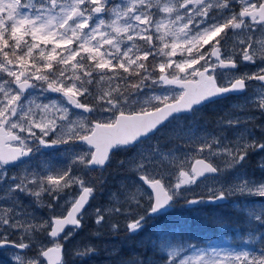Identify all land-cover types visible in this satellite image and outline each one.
<instances>
[{"label": "snow or ice", "instance_id": "1", "mask_svg": "<svg viewBox=\"0 0 264 264\" xmlns=\"http://www.w3.org/2000/svg\"><path fill=\"white\" fill-rule=\"evenodd\" d=\"M258 37H264V0H0V248L16 250L13 264H66L65 244L83 227L102 183L87 174L102 172L116 151L136 150L120 164L130 165L140 184L135 192L124 189V201H115L120 207L95 208L97 225L124 214L131 217L126 229L136 233L180 198L191 205L264 198V177L238 171L229 183L225 176L244 169L250 153L264 152L254 130L260 125L248 127L253 116L220 118V127L240 129L231 140L180 124L207 103L243 94L253 81L261 91L246 103L264 114V39ZM242 63L260 66L236 75ZM173 121L183 144L144 147ZM77 142L87 150L76 151ZM61 145L69 158L63 167L48 161L9 175L41 148ZM216 158L224 165L209 162ZM258 167L264 171V159ZM209 177L207 197L188 199ZM21 196L46 207L48 218L30 211ZM245 211L264 228V208ZM40 235L52 246L38 242ZM250 242L264 245V232ZM161 250L163 264H264V247L257 254L164 243ZM95 251L86 245L73 255Z\"/></svg>", "mask_w": 264, "mask_h": 264}, {"label": "rangeland", "instance_id": "2", "mask_svg": "<svg viewBox=\"0 0 264 264\" xmlns=\"http://www.w3.org/2000/svg\"><path fill=\"white\" fill-rule=\"evenodd\" d=\"M264 39V37H258ZM231 47V45H229ZM260 66L257 64H249L242 63L239 67L234 70L236 75H240L242 73L255 72L257 67ZM248 87L251 89L246 91L243 94L232 96L225 103H218L211 105V103L205 104L200 107L199 111L195 113L194 116L182 118L180 124L182 126L188 127L191 126L192 129L196 132L197 135H205L207 133H223L230 140L234 139V133L240 131V129L235 128H227L220 127L218 125V121L221 117L232 116L235 117L236 108H240L244 105L251 106L246 103L249 97L253 96L254 92H260L261 87L259 83L250 82ZM55 95L50 94V98H53ZM47 102V101H44ZM259 121L260 124L264 125V119L252 120L248 127H254L257 125L256 123ZM176 129V122L173 121L171 124L166 125L161 128L159 132H157L150 140L145 141L144 147L148 145L157 144L163 146L164 150L174 147L175 144L181 143L184 141L177 140L174 135V130ZM255 130V135H257V128ZM66 150V146H63L62 149L49 154V157H40L39 164L43 165L48 159L51 157H65L68 160V157L64 155ZM87 150L86 145L77 144L76 151H84ZM135 149L125 150V151H116L112 153L111 162L107 165V167L101 172L99 169L91 171L87 174L88 178H91L95 181H101L102 183L99 185V189L95 194V198L90 201V205L88 207V213L83 220V227L75 230L72 238L65 244V260L66 264H136L138 261L146 262V264H163L161 259L162 255H165L166 252H162L161 246L164 243L175 245H189L185 241L175 240L166 235H160L156 237V240L149 242L155 250H146L148 254L144 257L139 255V250H125L128 254V258L125 260H115L113 254L120 252V246L124 243L127 246H139V242H142V239H148L149 235H142L139 232L131 233L129 232L125 225L131 219L127 215H111L106 217V221L102 225H97L95 223V216L93 215V210L95 208H111L113 206L120 207V204H116V200L121 202L124 201V195L121 193L125 188L130 192H135L137 189L135 185H139L140 181L138 180L137 174L132 170L131 166L125 163L123 166L120 164L121 161H128L135 155ZM37 155V154H36ZM200 158V157H197ZM264 159V152L261 154L257 152H252L249 154L244 169H236L233 171H229L225 174L227 181L233 182L235 178V172L238 171H246L248 176L255 178L264 177V171H262L258 167V163ZM215 163H219L220 166L224 165V158H216L212 160ZM210 161V162H212ZM193 161L189 162L190 164ZM35 163V159L32 158L28 165H21L19 167H14L9 170V175L18 174L23 170L24 167H31ZM83 174V173H78ZM205 184L209 186L213 185L212 177H209L206 181H203L198 186H193L191 191L188 193V199H193L196 196L204 195L207 197L208 193ZM115 194V196H113ZM3 194L0 195V199L3 198ZM48 198L45 197V200ZM21 200L25 205L29 206V210L35 212L38 217H42L44 219L48 218V211L46 207H36L35 205L30 203L29 198L21 196ZM207 200V199H205ZM208 201V200H207ZM210 202V201H209ZM215 204H230L236 210L242 212L246 219V232L244 235L236 234L237 244H234L231 239L234 240V236L222 235L218 238L217 241H211L207 244L196 245L198 248H206V247H214L218 249L224 250H249L259 254V250L264 247V245L259 242H250V236H258L261 232H264V228H259L254 221L249 222L247 212L245 210H260L264 208V198L260 197H252V196H241L236 195L229 197L227 200L213 202ZM185 201L183 198H180L177 204L168 209V211H172L174 209L180 210L182 206H184ZM148 205L144 203L143 208L134 209V212L137 215H143L144 209L147 208ZM177 207V208H175ZM166 216V214H165ZM158 216L150 217L147 219V225L151 223L153 220H156ZM161 221V220H158ZM117 224V230H112L111 225ZM256 229H259L256 231ZM162 232V231H160ZM234 231L233 233H236ZM16 237H13L15 239ZM211 240V239H208ZM38 242L42 243L45 247L51 244L50 240L46 235H40L38 237ZM153 242V243H152ZM208 242V241H206ZM91 245L95 248V253L89 256H75L73 252L77 249L83 250L84 246ZM120 248V250H119ZM37 249H33L29 251L27 254L29 256H33ZM145 251V250H142ZM16 250L13 249H4L0 248V264H13V255ZM189 255L192 253L189 252ZM123 261V263H121Z\"/></svg>", "mask_w": 264, "mask_h": 264}, {"label": "trees", "instance_id": "3", "mask_svg": "<svg viewBox=\"0 0 264 264\" xmlns=\"http://www.w3.org/2000/svg\"><path fill=\"white\" fill-rule=\"evenodd\" d=\"M60 149H62V147L51 151H40L37 155L34 154L33 159H35V163H33L30 168L39 164L40 157H49V154ZM48 161H51L52 164L58 167H63L69 162V158L67 160L65 157H51L46 162ZM1 194L3 193L0 192V195ZM245 224L246 219L244 214L233 208L230 204H215L207 200L203 203L194 205L185 203L180 210L174 209L172 211H167L166 216L165 214L158 216L156 220L145 225L139 233L142 235H149V237L148 239H142L138 247L127 246L122 243L120 246L121 251L113 254V257L115 260L127 259L128 254L125 250H139V255L144 257L148 254L146 250H155L149 242L155 241L156 237L160 235H166V237L175 240L185 241L191 245L202 244L206 240L213 239L224 233L233 236H236L237 233L244 235L246 232ZM234 231L237 232L233 233ZM121 263H123V261ZM144 264H146V262H144Z\"/></svg>", "mask_w": 264, "mask_h": 264}, {"label": "flooded vegetation", "instance_id": "4", "mask_svg": "<svg viewBox=\"0 0 264 264\" xmlns=\"http://www.w3.org/2000/svg\"><path fill=\"white\" fill-rule=\"evenodd\" d=\"M250 82H248L249 84ZM253 83H256L257 82H254ZM251 88L248 87L247 91L250 90ZM245 93V92H244ZM232 96H235V95H228L224 98H221V99H218L214 102H211V105H214L215 103L218 104V103H223V102H227L228 99ZM238 97H240V94L238 95ZM236 114H235V117H239L241 120H244L245 117L247 116H253L256 120H259V119H264V114H262L259 110H256V109H253L252 106H247V105H244L240 108H236L234 109ZM257 125H260L259 128H257V135L256 137L261 139V140H264V125L260 124L259 121L256 123ZM259 154H261L262 152H257ZM213 162V161H212ZM215 163V162H213Z\"/></svg>", "mask_w": 264, "mask_h": 264}, {"label": "water", "instance_id": "5", "mask_svg": "<svg viewBox=\"0 0 264 264\" xmlns=\"http://www.w3.org/2000/svg\"><path fill=\"white\" fill-rule=\"evenodd\" d=\"M229 95V94H228ZM78 111V110H77ZM77 143H79V142H77ZM42 150H50V149H53V148H47V149H45V148H41ZM193 163H194V161H193ZM50 246H52V245H50ZM50 246H48V247H50ZM6 248V247H5ZM7 248H10V247H7Z\"/></svg>", "mask_w": 264, "mask_h": 264}]
</instances>
